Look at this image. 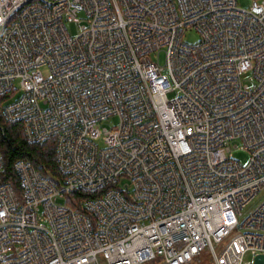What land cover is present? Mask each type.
Masks as SVG:
<instances>
[{"label":"built area","instance_id":"built-area-1","mask_svg":"<svg viewBox=\"0 0 264 264\" xmlns=\"http://www.w3.org/2000/svg\"><path fill=\"white\" fill-rule=\"evenodd\" d=\"M15 79L1 116L52 138L63 178L17 160L19 196L0 182V264L264 254V200L242 211L264 187V0H0V96ZM72 189L84 212L56 200Z\"/></svg>","mask_w":264,"mask_h":264},{"label":"trees","instance_id":"trees-1","mask_svg":"<svg viewBox=\"0 0 264 264\" xmlns=\"http://www.w3.org/2000/svg\"><path fill=\"white\" fill-rule=\"evenodd\" d=\"M9 94L0 96V108L3 101ZM0 154L2 158V168L0 170V182L9 183L14 192L19 196L18 179L14 170V163L17 160L30 162L55 183L62 181V174L58 171L54 158V140L47 139L41 143L28 142L23 134L20 122H7L0 113ZM65 202L72 208L82 211V201L91 196L88 193L77 189H72L64 194ZM157 264V260L150 261ZM148 263V262H147Z\"/></svg>","mask_w":264,"mask_h":264},{"label":"rangeland","instance_id":"rangeland-1","mask_svg":"<svg viewBox=\"0 0 264 264\" xmlns=\"http://www.w3.org/2000/svg\"><path fill=\"white\" fill-rule=\"evenodd\" d=\"M251 2H252V0H237L238 5H240L242 7H249ZM81 17H82V15H79V18H81ZM82 24H83V21L79 19L78 21L66 22V27L72 35H75L79 31ZM198 39H199V34L195 30L186 31V33L183 37L184 42H187L190 44L196 43L198 41ZM152 56L154 58H156V55L152 54ZM159 61L160 62L163 61V52H161L159 54ZM42 71L44 74L47 73V70L45 68H43ZM249 74H250L249 72L243 74L242 80H243V82H246L250 86H252L253 80L249 79ZM20 94H21V90H20L19 80L15 79L13 81V91L5 98V100L3 101L4 102L3 104L8 103V102L16 99ZM173 95H174V93H169L170 97H172ZM116 122H117V118L113 117V118H110L107 121H105L104 125L110 127L112 125H115ZM233 144H235L237 146L232 147V150L228 154L232 158L239 160V162L241 164L246 163L248 160V153L244 148L241 147V142H239L238 140H234L231 142V145H233ZM56 200L59 202H64L65 196L64 197H57ZM263 200H264V187L255 195V197H253V199L248 204L245 205V207H243V209H242L243 213L247 214L248 212L252 211ZM225 242H226V239H224L220 243H216V246H215L216 252H219V250L224 246ZM253 257L254 256L251 253L247 252L244 255V261L245 262L251 261L253 259ZM98 258H99V261L101 264H107L103 255L100 254ZM144 264H156V263L155 262H148V263H144ZM187 264H215V263H214L213 256L211 253L202 251L198 256L193 258L192 261H190Z\"/></svg>","mask_w":264,"mask_h":264},{"label":"water","instance_id":"water-1","mask_svg":"<svg viewBox=\"0 0 264 264\" xmlns=\"http://www.w3.org/2000/svg\"><path fill=\"white\" fill-rule=\"evenodd\" d=\"M244 264H264V254H256L250 262Z\"/></svg>","mask_w":264,"mask_h":264}]
</instances>
